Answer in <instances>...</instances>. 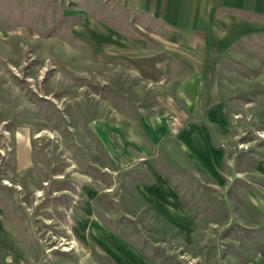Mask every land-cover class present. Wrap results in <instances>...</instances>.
Returning a JSON list of instances; mask_svg holds the SVG:
<instances>
[{"label":"rangeland","instance_id":"374dc122","mask_svg":"<svg viewBox=\"0 0 264 264\" xmlns=\"http://www.w3.org/2000/svg\"><path fill=\"white\" fill-rule=\"evenodd\" d=\"M128 20L0 0V264H264V33L148 85Z\"/></svg>","mask_w":264,"mask_h":264},{"label":"crops","instance_id":"0c3cea01","mask_svg":"<svg viewBox=\"0 0 264 264\" xmlns=\"http://www.w3.org/2000/svg\"><path fill=\"white\" fill-rule=\"evenodd\" d=\"M113 1L129 15L120 39L132 73L148 85L183 72L187 86L217 87L220 62L264 33V0Z\"/></svg>","mask_w":264,"mask_h":264}]
</instances>
